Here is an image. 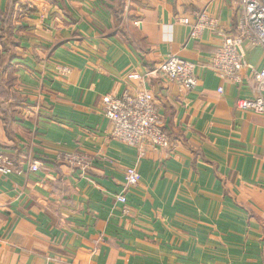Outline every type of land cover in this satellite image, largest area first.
<instances>
[{
	"label": "crops",
	"instance_id": "obj_1",
	"mask_svg": "<svg viewBox=\"0 0 264 264\" xmlns=\"http://www.w3.org/2000/svg\"><path fill=\"white\" fill-rule=\"evenodd\" d=\"M197 11L216 24L192 38ZM238 15L237 0H0V155L22 170L0 173V264H264V115L237 105L253 71L208 66ZM240 53L264 68L263 46ZM170 54L197 64L193 89L153 73ZM146 87L172 146L141 155L102 101Z\"/></svg>",
	"mask_w": 264,
	"mask_h": 264
},
{
	"label": "built area",
	"instance_id": "obj_2",
	"mask_svg": "<svg viewBox=\"0 0 264 264\" xmlns=\"http://www.w3.org/2000/svg\"><path fill=\"white\" fill-rule=\"evenodd\" d=\"M238 20L235 37L227 36L217 51L214 53L208 66L218 75L236 84L243 82L242 72L246 68H252L251 95L239 98L237 105L242 110L252 111L264 115V68H253L248 64L240 47L244 43L261 45L264 47V0H237ZM197 21L191 24L190 37L199 38L203 30L216 22L207 17L204 12H195ZM180 22L190 24L188 17L180 18ZM197 64L193 61L170 54L153 71L156 76L168 79L185 90H191L198 84L196 73ZM64 74L69 68L61 66ZM138 75H134L137 77ZM222 87L219 92H222ZM102 111L112 125L111 135L114 139L138 148L141 155L145 146L157 149H168L172 143L164 130L159 104L150 89L143 88L136 94L128 92L121 96L106 94L103 96ZM66 160L86 170L92 164V158L87 154L75 153L66 157ZM40 168L38 162H34L31 170L36 172ZM22 171L6 156L0 155V173L11 174ZM140 175L136 165L130 166L125 174V189H131L138 185ZM123 204L128 201L125 191L118 196Z\"/></svg>",
	"mask_w": 264,
	"mask_h": 264
},
{
	"label": "trees",
	"instance_id": "obj_3",
	"mask_svg": "<svg viewBox=\"0 0 264 264\" xmlns=\"http://www.w3.org/2000/svg\"><path fill=\"white\" fill-rule=\"evenodd\" d=\"M6 85H7L6 82L2 79V77H0V86L5 87ZM1 93H3V90L0 88V94ZM170 141H171V139H170Z\"/></svg>",
	"mask_w": 264,
	"mask_h": 264
},
{
	"label": "rangeland",
	"instance_id": "obj_4",
	"mask_svg": "<svg viewBox=\"0 0 264 264\" xmlns=\"http://www.w3.org/2000/svg\"><path fill=\"white\" fill-rule=\"evenodd\" d=\"M81 154H83V153H81ZM130 167V166H129ZM128 168V167H127ZM127 170V169H126ZM138 172H139V170H138ZM125 174H126V171H125ZM139 175H140V173H139ZM139 182H140V179H139ZM139 184V183H138ZM138 186V185H137ZM136 187V186H135Z\"/></svg>",
	"mask_w": 264,
	"mask_h": 264
}]
</instances>
